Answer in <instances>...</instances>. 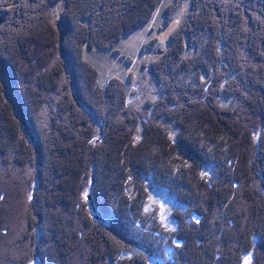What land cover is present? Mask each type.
Segmentation results:
<instances>
[{
    "label": "trees",
    "instance_id": "1",
    "mask_svg": "<svg viewBox=\"0 0 264 264\" xmlns=\"http://www.w3.org/2000/svg\"><path fill=\"white\" fill-rule=\"evenodd\" d=\"M162 1L0 0V264H264V0H189L135 105L84 49Z\"/></svg>",
    "mask_w": 264,
    "mask_h": 264
},
{
    "label": "rangeland",
    "instance_id": "2",
    "mask_svg": "<svg viewBox=\"0 0 264 264\" xmlns=\"http://www.w3.org/2000/svg\"><path fill=\"white\" fill-rule=\"evenodd\" d=\"M175 1L176 0H163L150 23L141 27L134 33L124 36L114 48L115 50H119L120 53L115 54L111 50L103 51L96 48L90 49L89 47H85L84 58L98 70L99 85L101 87H106L113 79H119L126 84L132 79L131 84L127 85L129 88L130 103L141 105L147 100L156 97L157 83L152 79L148 70L149 61L155 54L168 50L169 35L177 29L190 10V1L184 0L182 9L179 11L174 21L168 24L166 22V8ZM64 8L65 6L62 4H52L49 6L48 10L54 19L56 14H59ZM2 18L3 17L0 15V26ZM55 23L59 26L58 22ZM77 36L78 34L76 32L73 39H76ZM151 40H157V46L154 50L155 54L143 52L142 50L143 45ZM188 51L190 52V49ZM126 58H130L132 63H128ZM150 202L152 207L157 206L161 208L163 214L161 220L164 222V225L170 228L174 227L171 214L174 210L181 208L178 203H175L162 192L160 193L157 191L151 192ZM168 210L170 211V218L168 217V219L165 220L163 217L166 216L165 213H167ZM153 264L158 263L154 262Z\"/></svg>",
    "mask_w": 264,
    "mask_h": 264
},
{
    "label": "water",
    "instance_id": "3",
    "mask_svg": "<svg viewBox=\"0 0 264 264\" xmlns=\"http://www.w3.org/2000/svg\"><path fill=\"white\" fill-rule=\"evenodd\" d=\"M1 21V20H0ZM26 126V125H25Z\"/></svg>",
    "mask_w": 264,
    "mask_h": 264
}]
</instances>
